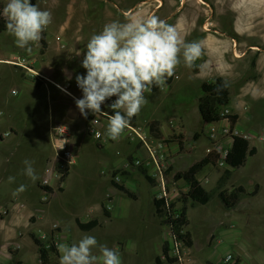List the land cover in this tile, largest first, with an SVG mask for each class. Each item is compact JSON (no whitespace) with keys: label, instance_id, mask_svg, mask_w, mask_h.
I'll return each mask as SVG.
<instances>
[{"label":"rangeland","instance_id":"obj_1","mask_svg":"<svg viewBox=\"0 0 264 264\" xmlns=\"http://www.w3.org/2000/svg\"><path fill=\"white\" fill-rule=\"evenodd\" d=\"M45 1L40 0L42 3ZM66 1L68 0H57L47 9L52 14V23L47 27L48 29L56 31L58 25L64 21L74 22L75 17L81 15L79 9L69 6ZM107 1L116 3L119 8L127 7L126 9H129L128 6L134 2L135 4L140 2V0ZM161 1L163 5L154 1L151 3V8L154 10L160 6L158 10L160 20L170 13H176L166 23L179 28L178 32L182 38L185 37V42L199 41L203 37V29L224 30L226 34H233L235 24L239 23L244 30L254 31L249 33L245 40L258 44L264 50V0H204L206 4L201 6L196 0ZM7 2L8 0H0L3 6ZM37 4L41 10H45L39 1ZM91 13L87 12L86 17L92 15ZM102 13L100 9L97 15L93 16L99 22L98 25L96 23L97 26L101 24L103 27L113 22L104 18ZM206 21L210 24L209 28H205ZM6 39L7 37L0 36V41L3 40L4 45L7 44ZM217 39L226 43L222 46L226 51L223 52L220 61L224 64L202 65L203 51L193 68L189 69L181 62L175 70L177 77L173 85L157 93H145L147 103L135 116L134 124L129 123L149 133L151 144L161 142L166 146L170 156V166L173 167V172L167 177L169 180L167 188L172 203H177L178 206L182 204L181 196L183 193L187 194L188 189L184 181L175 180L176 173L188 170L212 148V142L207 137L209 127L199 112V98L204 93L202 84L205 81H214L217 77H224L232 86V97L237 98L247 107L252 104L254 114L260 113L261 109L258 97L259 94H264V51L248 54L239 52L240 57L237 58L235 54L229 52L233 51L229 48L232 47L231 41H227L224 36ZM87 43L83 40L74 41L71 46L67 45L65 50H61L64 57L66 56L64 61L60 60L54 49L49 51V58L41 55L39 43L34 59L26 60L29 68H33L32 65L37 66V70H34L35 74L32 73L34 84L29 79L22 78L18 72L20 79L11 82V88L14 87L18 92L14 95H6V93L3 95L4 103L0 104V111L2 110L4 114L0 116V133H11V128L14 129L12 137L7 139L19 142L20 149L28 155L21 161L20 168L19 166L16 168L22 174L25 169L23 162L27 159L34 162L35 174L39 179L44 156L54 153L52 127L59 123L71 127L67 123L58 121L60 117L53 119L54 102L47 95L46 88L58 90L64 97L68 96L61 92L58 86L65 85L70 79H76L77 75H86L82 62H74L73 59L76 52L84 56ZM209 55L213 57V54ZM232 56L234 59H231ZM36 60L38 63L33 64ZM44 63L47 65L49 63L48 67L55 68L57 65L63 70L72 69L74 73L70 77H65L64 74L59 77L56 76L57 68L52 73L44 71ZM37 77L47 78L42 91L34 82ZM246 92L248 94H245ZM254 97H257L256 102ZM248 108L252 109L251 106ZM14 110L16 117L13 118ZM77 122L79 126L72 146L77 162L70 169L67 181L63 185L61 183L64 192L55 188V196L52 197L53 193H51L46 202H43L46 194L42 195L40 204L43 205L28 207L29 211H39L40 217L47 221L44 233L50 234L53 224H58L59 243H66L69 246L78 244L85 236H92L97 240L96 247L92 249L93 255L99 257L100 246H106L119 253L121 264H155L156 257L163 255V245L166 242L171 244L172 254L178 255L182 260L176 262L164 260L163 264H221L229 254L241 258V264H264V118L261 115L253 116L245 122L246 124L242 121V126L246 127L247 132L254 134L250 149L257 144V153L253 157H247L244 167L232 170V178L226 185L227 189L243 186L251 191L259 183L261 185L259 194L255 197L243 196L235 208L227 209L217 193L225 171L213 165L203 169L199 178L203 182V187L213 193V197L206 206L197 203L192 205V201L187 204L190 219L187 230L194 237L192 248H187L183 244L177 248L172 241L171 230L159 222L154 202L160 192V186L157 182L154 185L149 184L132 162L146 157L144 144L139 140L133 141L124 132L113 144L110 143L101 150L97 148L94 139L86 133V129L89 133L88 118L79 117ZM153 122H158L162 138H156L150 132ZM180 134L185 136L184 152L179 150L180 146L177 142L168 143L172 141L173 136ZM196 135L198 139H195ZM115 172L127 173L122 174L123 183L137 196L136 200L112 186L114 181L112 174ZM206 178L209 182H206ZM12 188L0 179V195L10 193ZM175 191L178 194H174ZM109 197L113 198L112 202H108ZM103 202H107L110 208L111 219L104 215ZM1 210L0 217H4ZM33 217L36 220L37 216ZM33 217L27 218L26 222L30 224L29 232L38 235L32 229L33 227L37 229ZM76 218L80 221L99 218L100 226L93 231L84 232L77 226ZM38 238L44 244L49 242L48 239H41L39 235ZM238 247L244 259L238 252ZM13 251L18 258L12 264H18L19 261L22 264H40L37 246L36 249L24 248L20 250L21 252L17 249Z\"/></svg>","mask_w":264,"mask_h":264},{"label":"clouds","instance_id":"obj_2","mask_svg":"<svg viewBox=\"0 0 264 264\" xmlns=\"http://www.w3.org/2000/svg\"><path fill=\"white\" fill-rule=\"evenodd\" d=\"M2 16L7 34L14 37L17 47L28 52L32 45H39L42 33L52 23L51 12L41 10L31 0H8ZM126 20L105 24L99 34L91 36L82 60L86 75L76 76L82 98L75 103L85 118L89 111L95 115L102 112V104L116 97L110 104L114 114L105 132L113 141L121 137L131 118L147 103L145 93H151L153 86L163 89L181 62L193 68L203 47L202 41L185 42L175 26L156 16H129ZM23 163L24 174L35 182L38 176L34 162L26 159ZM14 180L15 177L8 178L9 183ZM25 190L26 186L21 185L13 196ZM96 245L92 236L71 246L58 243L59 264H121L119 253L106 246H100L99 257L93 255Z\"/></svg>","mask_w":264,"mask_h":264},{"label":"crops","instance_id":"obj_3","mask_svg":"<svg viewBox=\"0 0 264 264\" xmlns=\"http://www.w3.org/2000/svg\"><path fill=\"white\" fill-rule=\"evenodd\" d=\"M38 1L39 4H42V7L45 10H47L50 8V6L52 7L51 4L55 3L57 0H46V1L44 0L45 2L43 3L40 2V0ZM154 1L158 2L159 0H140V2L136 4L134 2L132 5L128 6L129 9H126L127 7L119 8V6L116 3L107 0H68L66 1L68 5L79 9L81 15L76 16L74 22H71L70 20L64 21L61 25H58L59 27L56 31L52 30L51 28L50 29L47 28L44 30L48 42V51L43 56H48L49 58L48 55L49 51L54 49L55 51H57L56 54L60 56L59 57L60 60L64 61L66 56L64 57V53L61 50H65V49L62 48L61 45L71 46L74 41L76 42V41L84 40L88 42L89 40L87 38H91L93 34H99L104 26L102 27L101 24L97 26L99 22L93 16H96L100 9L103 11L102 14L104 15V18H108L113 21H119L121 23H124L127 22L126 18L129 16L140 15L145 17L147 16L158 17L159 14L158 10L160 9V6H157V8L153 10L151 8V3H154ZM196 2L200 6L206 4L204 0H196ZM87 12H92L91 13L92 15L86 17ZM173 15L175 16L176 13H170L169 15L166 16V18L161 20L167 22L169 18L173 17ZM234 27L235 28L233 30V34H226L224 30L208 31L207 29L205 30L203 29V33H202L203 37L200 38L199 40L203 42L202 65L206 64L207 66L209 63H212L214 65L224 64L223 62L220 63V61H222L221 56L224 55L223 52L226 51L224 48H222V46L225 45L226 43H224V41L220 39H217L219 37L221 38L222 36H224L227 41H231L232 47L230 46L229 48L230 50L233 51L232 52L229 51V52L232 55L235 54L234 56L237 58L240 57L239 52L248 54L251 52L261 53V51L262 52L264 51L263 48L258 44L247 42V40H245V38H247V35L249 33L254 32L253 30L250 31H247L246 29L244 30L239 23H236ZM177 30L180 29L178 28ZM0 36H4L5 38L7 37L6 40H8L6 42L7 44L5 45L3 40H2L3 42L0 41V104H2L4 103V96H3L4 93H6V95H10V94L14 95L13 91H16V93L18 92L14 87L11 88V82H13L15 79L16 80L20 79V76H22V78L29 79L33 83L32 73L31 72L29 73V71L27 70H23L22 67L16 65V63H18V60H20L23 64H27L26 63L27 58L34 59L35 57L34 53L39 45H32L33 50H31V52H28L26 49H21L17 47L14 42V37L7 34V32L0 34ZM58 36L60 37L61 40L57 39ZM183 39H185V37H183ZM76 53L77 54H75L73 59L74 62H78V63L82 62L84 56H82V53H78V52ZM209 54H213V57L212 55ZM231 59H234V57L232 56ZM36 63H38L37 60L34 61L33 64ZM48 65L44 63V67H43L45 69L44 71L48 73L49 72L52 73L53 71L56 70L55 68H57L56 71L58 72L56 76L59 77H61L62 74H64L65 77H70L74 73L72 69L63 70L60 67H57V65L55 66V68L51 66L48 67ZM32 66L33 68H30V70L36 71L37 66L36 65H32ZM18 72H20V76H18ZM46 79L47 78H45V80ZM39 90L42 91L44 89L41 88ZM46 91H47V95L50 96L54 102L53 119H56L55 117L58 118L60 117L61 119L58 121L69 124L71 126L70 128L73 130L72 144H71L73 146L77 132V126H79L77 120L79 117L82 118L79 109L76 107L75 99L69 96L64 97L59 94L58 90L55 89L49 90L48 88H46ZM245 94L248 93L246 92ZM254 98L255 101L257 97ZM258 98H259V104L261 105V109L259 110L260 113L257 112L256 114H254L255 111L252 104L249 105L251 106L252 109H249L248 108L249 106L247 107L246 104H243L239 102L237 98L232 97V108L234 109V114L239 116V120L237 124L239 128L242 129L243 132L245 131L247 132V130L245 126H242V121L245 123L249 119H252L253 116L255 115H261V117L264 118V94L262 95L259 94ZM14 116L16 117L15 110L12 113L13 118ZM13 130L14 129L11 128L10 137H12L14 133ZM86 133L90 138L94 139L91 136V134L87 132V129H86ZM248 133H251L254 139L253 132L249 131ZM5 134L0 133V179L3 180V182L6 183V185H10L13 188L11 189L10 193H7L5 195H0V200H1L0 210L5 208H10V209H14V212H12L10 216L0 217V264H12L14 260L18 258V255L14 253L13 249H17L19 250V252H21L20 250L24 248L36 249V244L34 243L31 237L33 233L29 232L28 229L29 223L26 222L27 218H30L31 216L32 217L37 216L36 220H34L37 229H35V227H33L32 229H34V231L38 233L39 237L41 236L42 232L43 233L45 232L44 228L47 225V221H45L42 217H40L39 211L37 210H35L34 212H32V210L29 211L28 207L30 205H34L37 207L43 205L40 203H41L42 195L44 194L45 191L40 186V182L44 177L45 168L49 167L48 163L52 162L54 153L52 152L50 155L44 156L41 177H39V179L33 182L25 174H22V172H19V170L17 171L16 169L17 166H19L20 168L21 161H23V159L28 155L24 153L23 149H20V145L18 144L19 142L9 141L7 139L8 137H5ZM95 142L97 143L96 145L97 148L101 150L106 145L110 144L108 143L103 145L101 143H98L97 141ZM255 146L254 147L257 150V144ZM11 167L13 169H10ZM10 176L15 177L14 182L9 183L8 178ZM21 185H25L26 190L17 196H13V192ZM54 190L55 189H53V191ZM55 194L56 192L55 193L53 192L52 197L55 196ZM21 203L25 205V209H22L20 211L17 204H21ZM77 220L79 219L76 218L75 221ZM81 222H87V221H81ZM50 232L52 233V228ZM51 233L48 235L50 236ZM17 247H20V249H18ZM238 250H239L238 252L240 253L242 252L239 247ZM240 255L242 256V258L244 257L242 253ZM58 261H60V259ZM18 264H22V262L19 261Z\"/></svg>","mask_w":264,"mask_h":264},{"label":"trees","instance_id":"obj_4","mask_svg":"<svg viewBox=\"0 0 264 264\" xmlns=\"http://www.w3.org/2000/svg\"><path fill=\"white\" fill-rule=\"evenodd\" d=\"M38 0H31L32 4L37 5ZM3 4L0 3V34L6 33V21L2 16ZM41 44V55H45L48 51V42L46 39L45 32L42 33V39L40 41ZM177 77V72L175 71L174 75L167 78L166 86L171 87ZM34 82L36 83L38 89H41L45 86L46 80L40 77H37ZM227 85V86H225ZM163 89L153 86L152 93H157ZM203 95L199 98V109L200 114L205 122V124L213 123L220 119V113L223 111V108L232 107V86L230 83L225 80L224 77H217L214 81L204 82L202 84ZM136 117H132L130 120L131 124H134ZM234 125L238 122L239 116L234 114L232 117ZM160 126L158 122H153L151 124L150 132L154 134L156 138H162V133L160 131ZM195 139H198V136H195ZM172 141H168V143L177 142L179 144V150L184 152L186 147L185 136L180 134L178 136H173L171 138ZM257 150L255 147L250 149V142L243 141L242 139H238L234 149L231 151L230 165L233 169H238L240 167H244L247 162L248 156H255ZM218 158L219 154L215 150H211L208 154L203 157L201 160L196 162L193 166L189 167L188 170L179 171L175 175V180L178 182H185V185L188 189L187 194L183 193L180 198L182 204L180 206L177 203H167L166 198H155L154 207L155 213L157 217L160 219V223L162 226L168 227L171 230L172 241L174 244H183V246L187 248H192L194 245V237L193 234L187 230L189 226V216L188 211L189 208L187 204L192 201V205L201 204L206 206L212 199L213 193L206 190L203 187V182L199 179L200 173L207 166H218ZM136 160H132L135 164ZM133 164V165H134ZM139 172H141L144 177L148 180L149 184L154 185L156 181L149 175V171L144 166L136 167ZM225 170L224 176L221 178L220 184L218 185V196L222 200L223 205L227 209H233L241 202V198L243 196L255 197L258 195L260 191L259 183L256 184L251 191L247 190L243 186H233L231 189H227L226 185H228L229 181L232 178L233 171ZM173 172V167L170 166L168 175ZM127 174V173H121ZM118 175L117 172L114 173V176ZM70 176V168H66L64 170L63 181H61L62 185L65 181H67ZM124 176V175H123ZM112 186L124 192L131 199H137V196L130 192V190L124 185V183H116L114 180L112 182ZM43 188V187H42ZM48 193H53V189L43 188ZM60 192H64V187L61 186L59 188ZM112 202L113 198L109 197L108 202ZM107 202L102 203L104 215L107 218H112V214L110 208L106 204ZM34 220V218H33ZM77 226L80 230L84 232L93 231L100 226L99 218L90 219L87 222H81L79 220L76 221ZM34 243L39 249V258L40 264H57L60 259V252L58 249L54 247V244L48 245L44 244L41 240H39L36 233L31 235ZM169 242L164 243L163 245V255L156 257L155 264H163L164 260L166 262H176L178 257L172 254V248ZM237 264H241V258H238Z\"/></svg>","mask_w":264,"mask_h":264},{"label":"built area","instance_id":"obj_5","mask_svg":"<svg viewBox=\"0 0 264 264\" xmlns=\"http://www.w3.org/2000/svg\"><path fill=\"white\" fill-rule=\"evenodd\" d=\"M209 21V19H207ZM205 23V28H209V22ZM58 40H61L58 36ZM62 48L66 49L67 45H61ZM16 65L21 66L23 70H27L33 74L34 71H31L30 68L23 64L20 60ZM61 92L65 93L69 97L73 99L82 98V91L78 87L76 79H70L65 83V85L58 86ZM165 89V88H163ZM66 90V91H65ZM15 94L16 91H13ZM116 99V97H112L108 99L104 104H102L101 109L102 112L93 114L92 112H88L87 118L90 121V125L88 126V131L95 141L101 144L114 143L115 141L108 139L105 136L106 128L110 119V116L114 114V111L110 108V104ZM3 115L2 111H0V116ZM234 116V109L232 107L223 108V111L220 113V119L213 123L207 124L209 127L208 130V138L212 142V148L208 150H215L219 154L218 158V167L222 170H232V166L230 165L231 151L234 149L235 144L238 139H242L243 141L251 142L253 140V136L251 133L243 132L242 129L239 128L238 124L234 125L232 117ZM125 133L129 135V137L133 140H139L144 144V148L146 150V157L144 159H138L135 161L134 166H144L148 169L149 175L158 183L160 186V192L158 193V198H166L167 203L171 204V197L168 192V171L170 168V156L167 151L166 146L158 142L155 145L149 142V133L144 132L143 129L136 128L134 126H129L124 130ZM123 132V133H124ZM52 135H53V150L54 156L52 162H50L49 167L45 169L44 177L40 182V186L43 188H50L59 190L61 186V181H63L64 170L66 168H72V166L77 162L76 156L72 147V135L73 130L65 124H58L52 127ZM11 133H6L5 137H10ZM113 175V180L116 183H123V175L118 174L116 176ZM206 182L209 180L206 178ZM45 191V190H44ZM46 194V198L43 202L48 200V196L50 193L47 191L44 192ZM174 194H178L175 191ZM19 210L25 209L24 204H17ZM14 212V209L5 208L2 211L3 216H10L11 213ZM30 225V224H29ZM60 227L58 224H53L52 233L49 236L47 233L41 234V239H48V245L54 244V247L57 249V244L59 243L58 233ZM177 248L180 244H174ZM20 249V247H17ZM178 257V255H175ZM178 260H182V258ZM238 257L234 254H229L221 264H237Z\"/></svg>","mask_w":264,"mask_h":264},{"label":"bare ground","instance_id":"obj_6","mask_svg":"<svg viewBox=\"0 0 264 264\" xmlns=\"http://www.w3.org/2000/svg\"><path fill=\"white\" fill-rule=\"evenodd\" d=\"M157 3H160L162 5V1L161 0H159Z\"/></svg>","mask_w":264,"mask_h":264}]
</instances>
